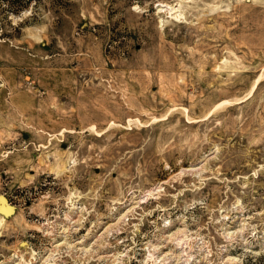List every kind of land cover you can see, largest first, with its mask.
Masks as SVG:
<instances>
[{
  "label": "rangeland",
  "instance_id": "374dc122",
  "mask_svg": "<svg viewBox=\"0 0 264 264\" xmlns=\"http://www.w3.org/2000/svg\"><path fill=\"white\" fill-rule=\"evenodd\" d=\"M29 2L0 0V264H264V0Z\"/></svg>",
  "mask_w": 264,
  "mask_h": 264
},
{
  "label": "trees",
  "instance_id": "16d2710c",
  "mask_svg": "<svg viewBox=\"0 0 264 264\" xmlns=\"http://www.w3.org/2000/svg\"><path fill=\"white\" fill-rule=\"evenodd\" d=\"M7 2L13 4L15 7L9 9L8 12L19 13L23 8L27 7L31 2L29 0H7Z\"/></svg>",
  "mask_w": 264,
  "mask_h": 264
},
{
  "label": "water",
  "instance_id": "95a60500",
  "mask_svg": "<svg viewBox=\"0 0 264 264\" xmlns=\"http://www.w3.org/2000/svg\"><path fill=\"white\" fill-rule=\"evenodd\" d=\"M1 199L5 200L6 206H5L4 209H2L1 206H0V213L5 215V216H8V215L12 214L13 211H14V206L9 202L8 198L5 197L3 194H0V200ZM9 205L11 206L12 210H10V209L6 210V207L9 206Z\"/></svg>",
  "mask_w": 264,
  "mask_h": 264
},
{
  "label": "bare ground",
  "instance_id": "6f19581e",
  "mask_svg": "<svg viewBox=\"0 0 264 264\" xmlns=\"http://www.w3.org/2000/svg\"><path fill=\"white\" fill-rule=\"evenodd\" d=\"M256 81H258V79H256ZM256 81H255V83H256ZM255 83H254V85H255ZM254 85H253L252 89L254 88ZM252 89H251V90H252ZM0 206H1L2 209L5 208V206H6V204H5V200H3V199L0 200ZM8 208H9V206L6 207V210H7ZM64 231H65V230H64ZM61 244H62V243H61ZM61 244H60V245H61ZM60 245H59V246H60ZM80 257H82V256H80ZM97 259H98V258H97Z\"/></svg>",
  "mask_w": 264,
  "mask_h": 264
}]
</instances>
